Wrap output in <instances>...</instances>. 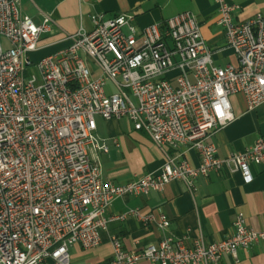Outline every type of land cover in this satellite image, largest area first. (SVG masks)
<instances>
[{"label":"built area","instance_id":"built-area-1","mask_svg":"<svg viewBox=\"0 0 264 264\" xmlns=\"http://www.w3.org/2000/svg\"><path fill=\"white\" fill-rule=\"evenodd\" d=\"M21 0H0V264H84L69 247H96L109 222L128 215L167 230L162 213L137 208L106 215L125 194L159 191L180 179L194 180L226 168L248 181L249 166L264 163L261 137L243 151L217 154L209 137L233 119L229 96L243 95L246 108L264 102V15L234 21L240 5L212 0L226 46L236 64L218 66L203 39L196 15L183 10L138 27L131 12L90 15L91 29L66 33L68 44L33 61L40 33L53 20L36 24ZM126 117L163 152L156 172L124 183L103 179L100 154L109 150L104 123ZM194 149L193 165L168 148ZM232 233L206 243L201 237L162 234L137 250L110 235L112 255L90 264H217L264 239L242 212Z\"/></svg>","mask_w":264,"mask_h":264},{"label":"crops","instance_id":"crops-1","mask_svg":"<svg viewBox=\"0 0 264 264\" xmlns=\"http://www.w3.org/2000/svg\"><path fill=\"white\" fill-rule=\"evenodd\" d=\"M240 5L234 21L245 20L256 12L264 15V0H230ZM22 12L39 24L45 16L53 22L50 30L40 33L36 51L30 53L33 61L66 46V33L79 27L91 29L90 15L103 12L110 16L119 12L134 14L138 27L163 20L177 12L189 10L199 22L200 32L214 51L213 61L218 66L236 64V56L226 46L222 27L217 24L216 5L212 0H21ZM233 119L216 130L209 140L217 147L221 157L243 151L261 137L264 142V102L247 109L242 94L229 96ZM115 144L108 142L107 153L100 154L101 175L115 183H124L147 173L156 172L164 160L163 152L143 132L135 130L126 117L104 123ZM169 154H179L195 165L198 156L194 149L168 148ZM251 179L246 181L240 172L223 168L199 176L194 180V190L188 191L180 179L166 183L159 191L146 194H125L113 199L106 215H115L137 208L151 212L156 218L162 213L169 219L164 232L154 224H142L133 215L111 221L107 230L100 233L98 246L83 249L72 245L71 260L90 264L108 260L112 255L110 235H115L123 248L137 250L156 244L162 234L183 238L186 245L201 237L206 243L228 237L233 231V219L242 212L250 227L264 229V163L249 166ZM138 264H155L141 261ZM217 264H264V239L246 248H238L236 257L222 254Z\"/></svg>","mask_w":264,"mask_h":264},{"label":"rangeland","instance_id":"rangeland-1","mask_svg":"<svg viewBox=\"0 0 264 264\" xmlns=\"http://www.w3.org/2000/svg\"><path fill=\"white\" fill-rule=\"evenodd\" d=\"M74 247H69V252L71 253V254H73L74 253Z\"/></svg>","mask_w":264,"mask_h":264}]
</instances>
